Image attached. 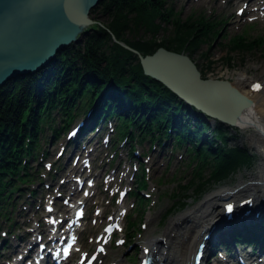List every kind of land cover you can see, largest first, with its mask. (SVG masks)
Instances as JSON below:
<instances>
[{
    "label": "rangeland",
    "instance_id": "1",
    "mask_svg": "<svg viewBox=\"0 0 264 264\" xmlns=\"http://www.w3.org/2000/svg\"><path fill=\"white\" fill-rule=\"evenodd\" d=\"M235 1L239 4L232 5L228 12V6L234 1L160 0L164 13L170 17V20L176 21V27L181 23L182 26H189L191 22L205 20L209 29H213L214 35H210L208 40H200L189 55L186 51L187 55L184 54L196 64L204 78L232 80L237 77V74L246 73V76L251 80L263 84L264 21L254 22L253 16H250L244 19V23H240L239 14L244 6V1ZM263 1L256 0L257 3ZM98 7L97 5L94 11L100 10ZM230 12L231 14H228ZM260 13L258 12V14ZM89 16L90 19L91 17L94 19H91L92 21L100 24H105L109 20L107 15L101 14L99 11L94 14L90 13ZM131 17L132 15L128 14L127 21L132 32L124 30L129 39L153 43L155 40V42H160L172 35L174 24L166 21L163 17L162 21L154 20V25L157 26L156 32H151L146 28V25L141 23H131ZM239 37L247 41L249 39L256 40L255 48L247 52L229 50V45ZM82 38L80 37L79 41L72 46L81 44ZM199 38L200 36H197V39ZM111 41L115 40L112 38ZM226 58L231 59L229 64L226 63ZM86 114L80 113L79 115L78 113L70 123V127L83 121ZM108 124H110L109 127ZM108 124L100 127L97 132H92L89 129L87 141L78 149H71L73 142H67L69 132L63 134L62 131H59L57 138L53 139L49 131L45 130L44 139L40 140L43 152L39 157L29 161L28 171L26 170L30 175L29 181L33 184L29 186L22 184L19 189L23 192L21 194L13 193L12 205L8 206L7 211L10 221L1 220L0 264H3L6 258H16L21 253L19 246L21 247L22 244L16 240L18 236L26 235L27 231L34 230L36 227L43 230L42 222L45 218L43 208L46 204L52 203L53 219L59 217L63 221L62 219L71 218L72 207L77 202L84 204L85 213V227H82L84 230L78 239V248L87 253L95 252L96 246L102 242V237L99 242H97V237L103 235L105 224L114 215H117L114 221L121 222V231L120 233L114 232L112 238L108 239V254L104 259V264H109L115 256L118 257L121 264H139L142 256L141 247L145 239L150 237L159 239L169 222L194 208L207 195L234 188L239 184L240 178L245 183H249L248 176L254 173L256 165L260 163V159L264 158L263 155L257 153L256 140L253 139L251 143L247 141V137L255 133L253 129L244 133L237 129L234 130L233 133H230L229 144L245 145L256 157L253 166L247 170H240L224 182L207 185L204 194L202 192L194 194L192 193L193 188L187 189L186 197L182 199L185 207H175L171 210L172 204L176 205L179 203L178 201H181L176 196V184L197 183L196 174L198 171L195 174H191V171L199 166V160L197 165L195 159L191 160L190 156L192 155L188 154V148L185 145L174 147L172 141L168 139L163 142L162 148L157 147L161 151H159L157 163L154 165L153 154L155 152L153 150H156L157 142L151 144L148 140H140V143H136L138 139L135 141L133 139L132 144L129 139L123 142V138L119 136L117 124L114 125V121H110ZM214 124L215 127L219 126L216 122L212 125ZM210 130L206 133V137L210 134ZM134 134L136 135V133ZM137 135L139 134L137 133ZM154 136H157L156 133H153ZM210 144L213 143L210 142ZM152 145H155V149L151 151ZM212 148L215 149L213 145ZM129 149L132 150L131 155L132 152H137L139 158H137V154V159L129 157ZM88 151H90L89 154ZM179 157H181L180 161ZM84 158L87 161V168L82 169L81 163ZM76 171L79 175L76 174ZM208 172L209 168H202L203 178L208 177ZM85 176L91 180L92 187L87 188V182L83 181L81 190H75V199L69 201L71 195L69 189L74 187L73 181ZM134 179H136L135 183H133ZM64 183L66 187L62 190L60 185ZM26 191H31L34 195H30V192ZM85 193L86 202L84 203L82 198ZM60 208L64 211H60ZM120 235L123 236L121 239L123 242L120 246H116L115 243L119 240ZM256 240L257 238L251 237L248 243H254ZM223 242L231 243L226 239L219 238L212 246L220 248L221 244H225ZM27 245L25 244L24 247ZM5 246V250L2 251ZM31 249L34 251L35 247L32 245ZM236 249L239 248L236 247ZM214 257V254L211 253L206 261L211 263ZM204 258H206V252ZM214 260L216 261V259Z\"/></svg>",
    "mask_w": 264,
    "mask_h": 264
},
{
    "label": "trees",
    "instance_id": "2",
    "mask_svg": "<svg viewBox=\"0 0 264 264\" xmlns=\"http://www.w3.org/2000/svg\"><path fill=\"white\" fill-rule=\"evenodd\" d=\"M97 5L100 10L96 11L107 15L108 22L101 24L102 27L92 25L81 37V44L68 46L42 71L8 81L0 88V219L3 221H10L7 211L12 205L13 193L21 194L22 184H33L26 170L29 161L43 152L40 140L44 139L45 130L56 138L59 130L69 131V122L75 114L91 109L99 114L97 120L115 119L123 140L128 136L129 140L147 139L151 144L157 141L158 145L164 137L174 147L190 146L188 152L199 156V166L193 171V174L198 171L197 183L190 182L188 188H193L194 194H204L207 185L224 182L254 164L256 157L245 145L229 144L230 134L222 126L210 130L197 115L193 120L173 94L142 74L136 55L119 45L142 57L159 48L189 55L200 40L214 35L207 21L191 22L189 26L181 23L176 27V21L164 13L160 0H100ZM94 9L91 14L96 12ZM128 14L132 15L131 23L146 25L151 32L157 31L154 20L163 17L174 24L172 35L153 43L129 39L124 33L125 29L132 32ZM255 42L239 37L229 45V50L252 51ZM229 60L226 58V63ZM200 75L204 78L201 72ZM153 133L157 136L153 137ZM211 136L213 144L209 145L207 138ZM204 167L209 168L207 178L202 176ZM183 206L184 200H181L177 207ZM262 229L264 220H257L242 232L234 235L232 232L229 238L219 235L216 239L244 244L251 236L261 234ZM221 246L230 248L231 243Z\"/></svg>",
    "mask_w": 264,
    "mask_h": 264
},
{
    "label": "water",
    "instance_id": "3",
    "mask_svg": "<svg viewBox=\"0 0 264 264\" xmlns=\"http://www.w3.org/2000/svg\"><path fill=\"white\" fill-rule=\"evenodd\" d=\"M99 1L0 0V88L42 71L92 25L102 27L89 16ZM119 45L136 55L142 74L173 94L193 120L197 115L207 126L216 122L230 134L252 105L232 81L201 78L195 64L182 53L159 48L142 57Z\"/></svg>",
    "mask_w": 264,
    "mask_h": 264
},
{
    "label": "bare ground",
    "instance_id": "4",
    "mask_svg": "<svg viewBox=\"0 0 264 264\" xmlns=\"http://www.w3.org/2000/svg\"><path fill=\"white\" fill-rule=\"evenodd\" d=\"M232 1H234V3H231L230 6H228V12L232 5L239 4V2L235 3V0H231V2ZM243 1L244 6L239 14L240 23H244V19L250 16H253L254 22L264 21V1L261 3H257L256 0ZM258 12L261 13L258 14ZM228 14H231V12ZM232 19L234 18L232 17ZM230 81H232V84L239 88V90L252 102L250 108L243 112V114L241 115V118L238 120L235 129H237L241 133L253 129L255 133H253L252 136H248L247 141L251 143L253 142L252 140L255 139L256 141H254L257 153L263 155L264 157V83L259 91L252 92L247 86H250L254 82V80L252 79L251 81V79L246 76V73L237 74V77L233 78ZM209 127L215 129L218 126L215 127L214 124ZM87 129L88 127H85L83 131L86 132ZM170 131L172 130L170 129ZM230 138L231 137L229 135V140ZM207 140V144H210V142L213 140L212 136L208 137ZM165 141L166 139L162 137V141L155 147L156 150H153V152H155L153 154L154 165H156L157 156L159 154V151H161L157 149V147L162 148L163 142ZM187 148H190V146H187ZM188 154L192 155L190 156L192 157L191 160L195 159L198 165L199 156H195V154L191 153L190 151L188 152ZM180 160L181 157H179V161ZM194 170L195 168L192 169L191 174H193ZM136 179L133 180V183L136 182ZM248 181L249 183H245L240 178L239 184H237L234 188L218 191L216 193L207 195L203 199V201L197 204L194 208L187 210L185 213L169 222L163 234L159 236V239L154 237L145 239L141 247V251L144 254H142V257H150L152 259V264H191L190 256L193 253L195 246L208 233L209 239L206 242L205 249V259L207 260V257L213 252V249L215 248L213 247V244L215 243V241L217 240L216 238H218L219 235L229 238L230 233L233 232V235L235 233L237 234L244 231L245 228H249L251 223L255 221L258 220L261 222V220L264 219V158L262 160L260 159V163L256 165L254 173L248 176ZM65 187V183L60 185V188L62 190H64ZM176 187V196L179 200H182L186 197L185 193L187 192L186 190L190 187V182L177 183ZM180 196L182 197L181 199ZM75 197V192H72L69 197V201H73ZM245 197L251 199V202L249 205L247 204L248 206L244 205L243 209L240 211L239 203H241V201ZM222 201H224L223 203H226L225 201L231 203L233 202L237 207L236 212H234L233 210L232 214H229V219H226V217L223 219V216H225L226 214L222 212ZM177 204L178 203H176V205L172 204L171 210L177 207ZM60 211H64V209L60 208ZM116 216L117 215H114L109 221H113ZM250 217L251 219H249ZM225 224H227V226H223ZM211 226L214 228L212 232L209 233V229ZM262 234H264V229H262L261 234L258 233L256 237H251L259 238ZM103 237L104 234L102 235V238ZM107 241L102 246L99 244L96 246V248L99 249V252L97 253L96 261L94 262V264H104V259L108 254ZM33 244H35V242H33ZM109 264L121 263L118 261V257L115 256V258Z\"/></svg>",
    "mask_w": 264,
    "mask_h": 264
},
{
    "label": "snow or ice",
    "instance_id": "5",
    "mask_svg": "<svg viewBox=\"0 0 264 264\" xmlns=\"http://www.w3.org/2000/svg\"><path fill=\"white\" fill-rule=\"evenodd\" d=\"M254 87L258 89L260 85H255ZM229 210H231V206H229Z\"/></svg>",
    "mask_w": 264,
    "mask_h": 264
}]
</instances>
